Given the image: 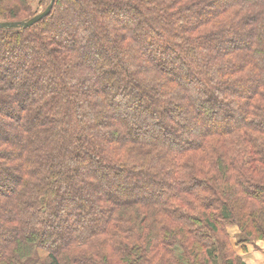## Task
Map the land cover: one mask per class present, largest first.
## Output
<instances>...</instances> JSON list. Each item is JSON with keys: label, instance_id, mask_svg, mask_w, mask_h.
<instances>
[{"label": "trees", "instance_id": "16d2710c", "mask_svg": "<svg viewBox=\"0 0 264 264\" xmlns=\"http://www.w3.org/2000/svg\"><path fill=\"white\" fill-rule=\"evenodd\" d=\"M55 1L0 29V264H243L264 0ZM49 3L0 0V22Z\"/></svg>", "mask_w": 264, "mask_h": 264}, {"label": "crops", "instance_id": "0c3cea01", "mask_svg": "<svg viewBox=\"0 0 264 264\" xmlns=\"http://www.w3.org/2000/svg\"><path fill=\"white\" fill-rule=\"evenodd\" d=\"M234 241L232 239L233 244ZM253 246H256V249ZM234 251L241 257L243 264H264V241H259L255 245L247 244L245 250L243 245L234 247Z\"/></svg>", "mask_w": 264, "mask_h": 264}, {"label": "water", "instance_id": "95a60500", "mask_svg": "<svg viewBox=\"0 0 264 264\" xmlns=\"http://www.w3.org/2000/svg\"><path fill=\"white\" fill-rule=\"evenodd\" d=\"M55 0H50L49 5L40 12H37L32 18L22 21H8V22H0V29H26L36 25L38 22L47 18L51 13L53 5L55 4Z\"/></svg>", "mask_w": 264, "mask_h": 264}, {"label": "rangeland", "instance_id": "374dc122", "mask_svg": "<svg viewBox=\"0 0 264 264\" xmlns=\"http://www.w3.org/2000/svg\"><path fill=\"white\" fill-rule=\"evenodd\" d=\"M44 10V9H43ZM41 9L38 10V12L40 11H43ZM230 232L232 233L231 237L235 240L234 243L236 242V238H235V234L234 233H237L236 230L234 229V227H231L230 228Z\"/></svg>", "mask_w": 264, "mask_h": 264}]
</instances>
